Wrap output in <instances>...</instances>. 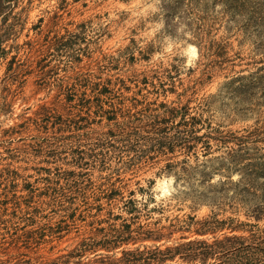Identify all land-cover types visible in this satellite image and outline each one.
<instances>
[{"label":"rangeland","instance_id":"rangeland-1","mask_svg":"<svg viewBox=\"0 0 264 264\" xmlns=\"http://www.w3.org/2000/svg\"><path fill=\"white\" fill-rule=\"evenodd\" d=\"M165 3L0 0V214L24 202L33 209L1 226L0 264H122L123 252L140 253L128 258L137 261L131 264H203L191 259L201 253L197 243L246 236L241 223L264 227V212L245 216L253 205L243 195L251 184L264 190V24L243 32L205 21V28L199 12L168 18ZM193 34L223 44L225 52L212 51L222 61L209 62ZM103 84L110 85L104 90ZM203 100L209 104L199 112L225 145L208 140L211 155L190 156L182 165L179 150L161 155L157 141L142 140L122 151L125 164L111 162L120 195H99L106 174L86 159L101 134L119 140L126 134L121 124L135 113L188 107L193 114ZM162 125L170 132L175 126L171 120ZM59 184L64 191L52 199L45 189ZM62 202L76 214L52 237L41 228L70 211ZM214 220L225 222L224 229L200 233ZM91 237L120 242L92 255L83 252Z\"/></svg>","mask_w":264,"mask_h":264},{"label":"trees","instance_id":"trees-1","mask_svg":"<svg viewBox=\"0 0 264 264\" xmlns=\"http://www.w3.org/2000/svg\"><path fill=\"white\" fill-rule=\"evenodd\" d=\"M216 5H220V11H218L216 15L209 14V10H212V13ZM163 7L168 13V18L175 17L180 12L186 15L189 13L194 14L195 12H199L202 15L201 18L204 22L205 28H207L205 21H211L213 25H215L217 22H219L220 24L224 23L225 25L231 26L237 31L243 32L248 31L249 29L258 30L260 29V26L264 24V14L262 15L261 11L264 10V0H258L256 2L255 0H189L188 3H181L177 2L176 0H166V3L163 5ZM208 33L209 32H207L206 34ZM204 36L205 34H203V36L202 34H193V38L198 43V47L202 46V49L205 51L203 56L210 60L209 62L219 63V61H222V59L219 58L218 55L215 56L212 51L214 48L220 50L222 48V52H225V46L222 44L221 47L220 42H202L204 41L202 40V37ZM202 43L205 44L202 45ZM210 44H214L215 47ZM209 57L221 60H212ZM262 70H264V68H262ZM103 85L104 87H102V89L105 90L107 89V85L110 84ZM248 88L249 87L246 86V93H248ZM208 104L209 103L207 102V100H203L202 103L196 106L193 114H191V111L188 107H164L162 113L155 112L156 114L149 113L148 115L146 114L145 110H142L141 112H138L139 115L135 113L136 115L133 116L132 120L129 121V123L121 124L125 126V128L123 129L126 132V134H124L125 137L120 138L119 140H110V138L113 136L110 132L101 134V137L99 136L100 138H98L97 142L95 143L96 148L90 151L93 152V155L89 154L91 156L86 159L93 165L99 163L100 168L102 169L100 170V172H104L106 174L105 177L101 178L105 182V190H103V192H99V195L105 196L107 200L115 199V197H118L120 195V191H118V188H116V183L111 182V180L117 176V174H115L113 171L114 169L112 168L111 162H116L117 164H120V166L122 164H125L122 156L124 154L122 151L124 149H135L136 145H138L142 140L152 142L157 141L158 147H160L164 151L161 155H173L176 150H179L178 152L183 153L182 155L186 157L181 162L182 165H185L190 160V156L191 158L198 159L199 156L206 157L208 155H211V145L208 140L216 141V144L219 148L222 147V145H225V138H222V133L213 129L206 122V120L203 119V116L201 114L203 113V109L201 108L208 107ZM199 111H201V113ZM166 120L174 121L175 126L172 129V132H170V130L168 129L166 131L165 126L162 125ZM201 130H208L209 132L207 134L199 135ZM141 133H146L149 136H153H150V138H143L141 136ZM213 134H215L216 136H211ZM251 136L255 135L251 133ZM165 151L167 153H165ZM233 151L240 152L235 150H231L229 152L232 153ZM77 165L79 166L78 163ZM167 167L171 169L172 166L168 165ZM68 174H73V172H69ZM259 178H261V180L264 179V177L262 178V175L259 176ZM70 181L72 180L66 179L65 182V184L69 185V187L73 183ZM203 182L206 183L207 180L204 179ZM62 187H65V185L60 186L59 184V186H54L50 189L47 187L45 191H47V195L48 191L53 192L52 199H58V193L61 194L64 191L62 190ZM250 187L255 186L251 184V186L245 187L246 189L244 190L243 195H246L247 198H250L248 200L250 201V205H253V208H251L250 211L247 210L245 212V216L248 218H256L257 216H259L260 218V216L264 212V195H261V193H263L262 191L264 190L261 191L257 187H255L257 189ZM211 188L215 189L214 186H211ZM222 192L225 193V189L218 190L217 193L220 196H218L217 202H219L220 198L223 197ZM30 203L31 202H24L21 205L15 204L12 213H9L7 210L3 209L0 214V230L5 229L3 228V225L5 223L11 222L13 218L16 219L18 214H32L31 212L33 209L30 208L32 207ZM127 203L130 206L129 211L134 212L136 209V203L130 200ZM60 206L63 209L66 208L67 211H70L67 212L66 215L60 216V220L56 223L55 226L46 227L47 230H43V228H41L44 233L48 232L52 237L60 235L64 231L65 224H67L68 221L72 219L76 214L74 209L66 206V202H62ZM54 208L56 207L54 206ZM54 212V215H58L57 210L54 209ZM4 217L10 219L6 221L3 219ZM33 217L27 218L29 220L26 219V222L29 223L30 220H34L35 216ZM224 225L225 222L214 220L213 222H210L207 227H205V230H203V232L200 233H203V235H215L216 232L224 229ZM247 226V224H240V227L242 229L241 231L245 233L246 236H233L223 239L214 238L213 242L210 244H208L207 242L197 243L199 246L198 252L200 251L201 253L193 255L191 259L194 261L199 260L203 264H205V262L211 263L214 261H219L220 264H264V227L259 228L258 225H251L249 227ZM41 229L38 228L36 229V231H39ZM234 231L238 232L236 228L231 227L230 232ZM124 233H126L127 235L130 234V227L128 225L124 226ZM119 239L117 240V238H115L114 242L109 239H104L103 243H96L95 237H91L89 238V243L86 245L83 252L88 251L89 254L94 255L97 251V247L102 249L103 247H106L103 245H118L120 242ZM147 239L152 240L153 238L147 237ZM157 241L158 239L155 240V242ZM120 244H123V242H121ZM179 248L180 247H176L174 251L177 252ZM170 250L171 249H167L164 250V252L171 253ZM154 251H156L158 254L163 253V251L161 252L159 250ZM139 254L140 253L138 252H123L118 262H121L122 264H131L132 262H137L129 260L128 258L132 256L138 257ZM154 255L157 256V254ZM154 264H165V261L156 259V262Z\"/></svg>","mask_w":264,"mask_h":264}]
</instances>
